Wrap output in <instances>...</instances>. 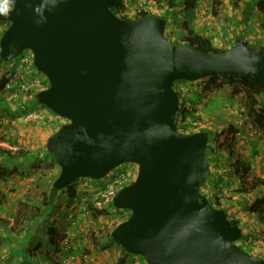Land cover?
Segmentation results:
<instances>
[{"label":"water","instance_id":"obj_1","mask_svg":"<svg viewBox=\"0 0 264 264\" xmlns=\"http://www.w3.org/2000/svg\"><path fill=\"white\" fill-rule=\"evenodd\" d=\"M122 0H7L0 58L30 49L47 79L38 103L66 119L46 139L62 189L102 178L126 162L132 182L112 205L129 210L112 238L146 264H264L237 243L242 229L200 192L209 177L208 135L175 124L176 80L242 76L264 87V52L238 37L222 52L198 51L164 35L159 15L122 18ZM5 6L0 4V7Z\"/></svg>","mask_w":264,"mask_h":264},{"label":"rangeland","instance_id":"obj_2","mask_svg":"<svg viewBox=\"0 0 264 264\" xmlns=\"http://www.w3.org/2000/svg\"><path fill=\"white\" fill-rule=\"evenodd\" d=\"M163 1H161L159 5H156V2H151L152 5L147 6L143 4L144 0H125L123 3L125 4V9H122V11L125 12L124 16H126V18H133V4L139 2L140 5L138 6L140 8H145L147 10L150 9L153 15H165V17H167V25L171 20H174L175 24L173 26L169 24V28L165 31L164 35L167 39L176 44H184L183 38L185 36L184 32L186 31V27L192 28L198 32L204 30V33L212 37V45L219 48H224L228 42L233 44L234 40L238 37H244L247 40L248 45L253 47H258L262 43L264 44V31L257 23L259 19L255 20L252 18L253 21H251V19H242V14L234 5L245 3L246 0H197L196 7L191 10H185L184 16L181 14V0H175L173 7H169ZM186 15L188 17L187 19H185ZM181 18L188 22L185 27ZM7 24L6 21H0V31L2 27ZM213 33L219 34L218 36H214ZM22 70L24 73H31L38 77L43 76L41 72L36 70L32 62L25 64ZM213 80L200 78L194 82L191 81L192 83L190 81H185L187 83H176L177 88L178 85H180L179 93L185 98L184 103L187 108H190L191 106V108L194 109L193 116L195 118L189 122V128L187 130L202 129L206 131L208 135L207 142H210L209 148L213 146L212 150L209 152V156L213 158V160L210 161L209 177L204 181L200 192L209 199L214 207H217L216 204L219 202L222 204L225 202L229 203L228 201H231L232 205L237 206L238 209L244 207L240 216L238 218L235 217V220H238L239 226L242 228V232H245L250 241L247 244L242 242L243 248L250 254L264 258V220L259 221L257 216L255 214L252 215L251 213V206L254 202V197L261 195L260 191L262 190V187L258 186L248 193L240 192L237 177L232 173L231 168L232 160L237 156L250 164L249 176H264V164L261 163L260 166L257 167V155H264V146L262 145V142L260 141L261 138H259L257 132L246 124L248 108L245 100L241 99L239 95L233 91L232 84L226 83L223 80L225 83L216 87L215 84L218 83L220 78ZM44 83L45 85L48 84L46 79L44 80ZM34 88L37 90L39 86H35ZM32 90L28 91L26 95L32 93ZM3 92L8 96V92ZM1 95L2 98H4L5 95H3V93ZM23 95L25 94L18 93L13 96V98L18 97V100L11 99V97L8 100L9 102L11 101L12 104L15 102L18 103L23 100ZM189 98L193 100L192 103ZM259 99L260 101L258 100L259 104L257 106L264 105L262 98ZM187 103H190V105H187ZM45 112H48V110L43 107V110L40 111L39 114H36V116H34L33 113H30L26 116L27 119L25 118L26 124L28 122L29 127H25V125L21 127V123L17 119L14 110L11 109L10 112L7 107L6 109L4 106L0 107V135L5 137L12 136V138H15L12 142L6 138H0V145L3 148H9L8 146H11V148H18L22 144V138L17 141V137H19L18 132L29 130L33 133H38L36 130L39 128L37 127L40 126L43 121L45 122V127H43L51 129L52 131L59 124L61 125L66 121V119H60L58 118L59 116L56 117L53 115L51 116L54 121L51 122L46 120L45 118H47V116H45ZM191 122L196 123L195 125H191ZM36 123H38V125H36L35 128H32L31 126H35ZM227 123H235L240 127V132L236 133V138L231 146V156L228 155L227 150L217 147V142H213L214 140L212 139L214 138V134L216 135V133ZM40 131H43L41 132L42 137L48 133L46 130L44 131L40 129ZM10 132L16 133L11 135ZM32 137H36V135L32 134ZM214 139L217 140L216 138ZM247 140L251 141L253 145L256 146V150L250 152L247 151L250 146ZM23 141L26 142L25 146L30 149L31 140L24 139ZM23 157L29 159L28 155L23 154ZM259 161L263 162L264 156H262ZM52 162L56 164L55 161ZM57 167L59 169L58 165ZM122 167L136 168V164L131 162L122 163L112 168L104 177L107 178L111 176ZM58 173H52L49 164L45 160L40 164H36L30 171L26 172V174H24V172H14L13 170L8 171L6 178L8 179L7 184L18 186L17 189L20 188L27 196L32 197L35 200V204H37V202L39 204L41 203V206L49 209L44 205L43 198L46 194L47 196L52 194V190L50 189L51 182H53ZM15 175H17V181L14 179ZM135 175L136 172H132L130 176L131 179L123 180L120 183L121 187L126 185L129 181L132 182ZM104 177L98 179L79 177L77 183L74 185V188L76 189L75 195L70 198L66 193L70 198L69 202L60 200L59 202L52 203L53 206H56L52 213L48 212L50 216L47 217L45 214V219L44 216H42L41 221H44L43 231L45 232V227L52 223L50 222L51 218V221H54L60 228V234L58 233L59 240L68 234L69 237L72 236L70 244L72 243V246L74 245V247L76 244L82 245L85 242L90 243L91 245L92 234L95 235V241L106 236L107 232L111 231L117 223L122 221V218L128 216L129 211L124 209V211L119 212L117 209H112L108 204L105 205L99 202L97 188L103 182ZM4 189L7 190V187ZM66 194L61 191V194L59 195L67 198ZM80 201H83V203ZM75 202H77L81 208H85L87 212H74L73 216L76 219V222L74 225H70L68 222V209L69 207H72ZM102 208L104 209V212L99 213L97 210H102ZM27 209L29 208L18 207V214L22 216L24 213H27ZM2 212L3 208H0V216L4 217ZM1 227L8 228L5 225H2ZM38 230L40 231V229ZM41 237L42 236L38 235L39 239H41ZM113 244L115 243L113 242ZM132 256L140 257V255L137 254H132ZM34 259L37 260V257L35 256ZM73 262L74 260L72 259V264H74ZM42 263L51 264L48 260H44Z\"/></svg>","mask_w":264,"mask_h":264},{"label":"crops","instance_id":"obj_3","mask_svg":"<svg viewBox=\"0 0 264 264\" xmlns=\"http://www.w3.org/2000/svg\"><path fill=\"white\" fill-rule=\"evenodd\" d=\"M187 18L188 17L186 15L185 19ZM181 19L183 20V18ZM169 24L173 26L175 24L174 20H171ZM169 24L167 25L166 21V30L169 28ZM200 33L204 34V30H201ZM185 34H187L186 31L184 32V35ZM218 34L219 33H213L214 36H218ZM10 64L11 61L0 62V75L3 71H6L9 68ZM24 76L28 79L31 77L37 78L39 80V83L36 86H39V88L37 90L34 88L32 90V93L23 95V100L19 101L18 103L15 102L14 104H12L11 101L9 102L8 100L11 96L3 94L5 96L3 100H1L2 103L0 101V107L4 106L5 109L7 107L10 112L11 109L14 110L17 115V119L21 123V127H23L24 125L25 127H29L28 122L26 124L25 121L26 116H28L30 113H33V115L36 116V114H39V112L43 110V107L47 109V107L43 106L40 103V105L34 104V98H36L34 94H36V92L40 89L45 88L44 80L46 78L44 75L42 76V78L31 73H24ZM11 99L18 100V97H11ZM51 115L52 114L48 110V112H45V116H47V118L45 119L51 122L54 121ZM36 125H38V123H36L35 126L31 127L35 128ZM43 126L45 127L44 121L40 124V126L37 127L39 128L36 130L38 131V133H33L29 130H22L21 132H18L19 137H17V141L22 138V144L18 148H11V146H8L9 148H3L0 145V208H3L2 215L4 216H0V264H43L42 261L47 260L44 257L45 253L52 256L57 262L62 260V256H69L74 260V264H146V262H144L140 257L132 256V254L123 251L120 245L116 244L115 242V244H113V242L108 241V238L106 236L100 238L103 240V244L100 249H96L93 244L90 245V243L85 242L82 245L76 244L75 247L73 245L72 248H70L68 252L65 251V253H63L64 251L62 250L60 254L53 252L54 250H56L55 247L57 246V241L59 239L58 237L60 234V228L54 221H51L50 218V222L52 223L47 225V228L45 227L44 232V221L42 222L41 218L45 214L47 217L50 216L48 212L52 213L54 207L56 206H53L52 203L57 201L59 202L60 200L69 202L70 198L67 196L64 190H58L54 194H51V206L49 209H46L45 207L41 206V203L39 204L37 202V204H35V200L32 197L27 196L25 192L20 188L17 189L18 186L7 184L8 179L6 178L8 171L13 170L14 172H24V174H26V172L30 171L36 164H40L45 160L49 164V168L52 173L57 174L59 172L57 165L51 161V156L46 151L45 146L47 137L52 134H50L51 129L44 128ZM40 129L44 131L46 130L48 133L45 134L44 137H42L41 132L43 131H40ZM14 133L16 132H10L11 135H13ZM31 133L35 134L36 137H32ZM0 138L9 139V141L11 142L15 139L12 138V136L5 137L2 135H0ZM24 139L31 140L30 149L25 146L26 142L23 141ZM260 141L264 146V140L260 139ZM248 143L250 144L249 149L247 150L248 152L256 150V146L253 145L251 141H248ZM3 149H7L8 151L6 150L5 153L3 152ZM23 154L28 155L29 159H25L23 157ZM262 156L264 155H257V167H259L261 163L264 164V161H259ZM16 176L17 175H15L14 179L17 181L18 179L16 178ZM5 187H7V190L4 189ZM261 187V195L255 196L254 199L264 196V185ZM61 191L66 194L67 198L61 197V195H59L61 194ZM46 197H48L47 194ZM46 197H44L43 200H45ZM228 202L229 203H222L221 207L226 209L228 218H238L240 216V213H242L244 207H240L238 209L237 206L232 205L231 201ZM18 207H26L29 209H27V213H24L22 216H20L18 214ZM251 213L252 215H256L254 211H252ZM45 218L46 217L44 216V219ZM2 225H5L8 228H3L1 227ZM51 227L54 228L52 238L48 234L49 228ZM38 229H40V231ZM38 235L42 236L41 239L38 238ZM57 251L58 250H56V252ZM35 256L37 257V260L34 259Z\"/></svg>","mask_w":264,"mask_h":264},{"label":"trees","instance_id":"obj_4","mask_svg":"<svg viewBox=\"0 0 264 264\" xmlns=\"http://www.w3.org/2000/svg\"><path fill=\"white\" fill-rule=\"evenodd\" d=\"M124 1L125 0L114 1V2L109 3V8L111 9V11L114 12V14H116L117 16L122 17V18H126V16L120 15V12L122 11V9H125V4H123ZM161 1H163V0H144L143 4L148 6V5H152L151 2H156L157 3L156 5H159L161 3ZM181 1H182V9H181L182 13L181 14L183 16H184L185 10H191V9L195 8L197 5V0H181ZM163 2H165L169 7H173L175 0H164ZM138 5H140L139 2L138 3L135 2L133 4V7H134L133 18L143 17V16H147V15H153V13L150 9L147 10L145 8H140ZM234 5L239 10V12L242 14V19H244V20H250L251 19V21H253L252 18H254L255 20L259 19L257 21V23L260 25V27L264 31V0H246L245 3H241L239 5L234 4ZM160 16H162L165 19L167 18V17H165V15L163 16L162 14H160ZM182 22H183L184 27L188 23L187 20H184V19L182 20ZM7 25L2 27L0 34L4 31V29L7 27ZM165 31H166V28L164 30V34H165ZM200 32H201V30H200ZM200 32H195V30H193L192 28L186 27V33L187 34H185V36L183 38V43L185 45L190 46L191 48H193L195 50H198V51L215 52V53L222 52L225 49H227L229 46L232 45V43L228 42V44L224 48L215 47L211 43L212 37H210L206 33L202 34ZM258 47L260 49H262V51L264 52V44L263 43L260 44ZM0 62H3V60L1 58H0ZM205 78H207L208 80L220 78V80H218V83L215 84L216 87H218V85L224 84L225 82L232 84L233 91L235 93H237L241 99H244L245 103L247 105V108H248V114H247L248 117H247V121H246L247 126L251 127L254 131H256L259 138L264 140V106H262V105L257 106L259 104V101H260L259 98H262V101H264L263 100L264 99V87L260 88L252 80L244 78L242 76L213 74V75H210V76L205 77ZM46 81H47V79H46ZM185 81L186 80H176L172 83V87L176 90V83L185 82ZM0 93L2 94L1 90H0ZM177 93H178V97H179V102H178V107H177V111L175 114L174 124L178 130H180L182 132H186L187 129L189 128V122L195 118L193 116V110L194 109H192L191 106H190V108L189 107L187 108V106L184 103L185 98L179 92H177ZM1 94H0V101L3 100ZM189 100H191L190 101L191 103L193 102V100L191 98H189ZM34 103H36L37 105L39 104L38 101L36 100V98H34ZM187 105H190V103H187ZM48 110L50 111V113L53 116L57 117V115L54 114L50 109H48ZM58 118L64 119L62 117H58ZM184 120L186 123L181 124V126H179L178 122L184 121ZM59 125L55 129H53L50 132V134L53 133L59 127ZM239 129H240V127L237 126V124L227 123V124H225V126H223L220 129L219 132L216 133V135L214 134V138H216L217 140L212 138L214 140L213 142H215V143L217 142L216 143L217 147H220L224 150H227L228 155L231 156L232 155L231 146L234 143V140L236 138V133L240 132ZM197 130H202V129H197ZM209 144H210V142L209 143L207 142L206 160H207L208 165L210 166V161L213 160V158L211 156H209V152L212 150L213 146H211V148H209ZM6 150L7 149H3V152L6 153ZM46 151L50 154L52 161H54L52 154L47 149H46ZM231 168H232V173L237 177V180H238V183L240 186V190H239L240 192L248 193L249 191L253 190L257 186H263L264 185V176H261V177L249 176L250 165L248 163H246L242 158L236 156L232 160ZM77 180H78V178L74 182L69 184L68 186L62 188L63 190H65V192L68 194V196L70 198H72L76 193V189L74 188V185H75V183H77ZM50 187H51L50 189L52 190L51 191L52 194H54L55 192L58 191V189L53 188L52 184ZM200 189H201V187H200ZM50 196L51 195H48V197L45 200H43L44 205L48 208H50L49 207L50 201H51ZM45 197H46V195H45ZM108 205L112 209H115V210L117 209V211H119V212L124 211V209L114 208L112 205V199L109 200ZM221 205H222L221 202L216 204L217 207H221ZM224 210L226 211V209H224ZM97 211L99 213H102V212H104V209L103 208H102V210L98 209ZM251 211H254L256 213V216L259 219V221L264 220V196H261V197L254 199V202L251 206ZM126 217L122 218V220L125 219ZM230 220L234 221L236 224L239 225L238 220H235V219H230ZM53 230H54V228L51 227V228H49V231H48V234L50 235L51 238L53 237V234H52ZM94 236L95 235H93V234L91 235V237H92L91 242L96 249H100L102 247L103 240L99 239L98 241L97 240L95 241ZM106 237L108 238V241L115 242L118 245H120L116 239L112 238L111 231L107 232ZM242 242L244 244H247L250 242L247 235L245 234V232H242L241 237L238 240H236V243L241 248H243ZM122 250L125 251L123 248H122ZM44 257L51 264H59V262L55 261L54 258L47 253L44 254Z\"/></svg>","mask_w":264,"mask_h":264},{"label":"built area","instance_id":"obj_5","mask_svg":"<svg viewBox=\"0 0 264 264\" xmlns=\"http://www.w3.org/2000/svg\"><path fill=\"white\" fill-rule=\"evenodd\" d=\"M124 11L120 12V15L124 16ZM29 62H32V52L30 49L22 50L11 62L9 68L2 73L0 86L5 92H10V96H13L18 93L26 94L28 91H31L34 86L39 83L37 78L31 77L26 78L23 73V66ZM13 88V90H12ZM178 86V90H179ZM12 91V92H11ZM184 121L178 122V125L185 124ZM196 122H191V125H195ZM136 168H126L122 167L121 169L114 172L109 177H104L103 182L98 187V199L101 204H108L109 200L112 199L113 195L117 191V189L121 186L120 183L125 179H131L132 172H136ZM83 203V201H80ZM87 212L85 208H81V206L75 202L72 207L68 209V222L70 225H74L76 219L73 216L74 212ZM72 240V236L69 237L68 234L63 236L58 241L59 251H67L72 246L70 244ZM61 264H72V258L69 256H62Z\"/></svg>","mask_w":264,"mask_h":264},{"label":"clouds","instance_id":"obj_6","mask_svg":"<svg viewBox=\"0 0 264 264\" xmlns=\"http://www.w3.org/2000/svg\"><path fill=\"white\" fill-rule=\"evenodd\" d=\"M0 4H3V5H5V6H2V7H0V13H4V12H6L7 11V8H6V4H7V0H0ZM7 22V21H6ZM15 58V57H14ZM13 58V59H14ZM13 59H11V60H8V61H4L3 60V62H12L13 61ZM33 64V63H32ZM4 72V71H3ZM2 72V73H3ZM42 74V73H41ZM1 76H2V74H1ZM46 78V77H45ZM196 81V80H195ZM179 87H180V85H178ZM46 87V86H45ZM0 90L2 91V93L4 94V92H3V89L1 88V86H0ZM12 90H13V88H12ZM175 90V89H174ZM177 90V91H176ZM176 92H179L180 90H178V88L176 87ZM12 92V91H11ZM9 94V96H10V92H8ZM178 94V93H177ZM15 95H17V94H15ZM2 96V95H1ZM14 96V95H13ZM13 96H11V97H13ZM34 96H35V94H34ZM36 97V96H35ZM179 102V101H178ZM44 106V105H43ZM180 131V130H179ZM195 131H198L197 129H194V130H187L186 132H195ZM204 131V130H203ZM182 132V131H181ZM104 177V176H103ZM129 182H127V184H128ZM121 187V186H120ZM98 189V188H97ZM59 190H61V189H59ZM63 190V189H62ZM116 193V192H115ZM114 207V206H113ZM115 208V207H114ZM220 208V207H219ZM127 210V209H126ZM129 211V210H128ZM242 229V228H241ZM58 241H59V239H58ZM58 241H57V246L55 247V249L56 250H58L57 252H56V250H54L53 252L54 253H57V254H60L61 253V251H59V248H58ZM72 247V246H71ZM70 247V248H71ZM69 248V249H70ZM127 252V251H126ZM64 253V252H63ZM144 260V259H143ZM61 261V260H60ZM60 261H58L59 262V264H61L60 263Z\"/></svg>","mask_w":264,"mask_h":264}]
</instances>
